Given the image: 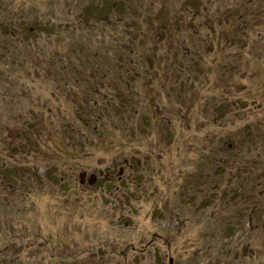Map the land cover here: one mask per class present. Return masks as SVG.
<instances>
[{
	"label": "rangeland",
	"instance_id": "1",
	"mask_svg": "<svg viewBox=\"0 0 264 264\" xmlns=\"http://www.w3.org/2000/svg\"><path fill=\"white\" fill-rule=\"evenodd\" d=\"M0 264H264V0H0Z\"/></svg>",
	"mask_w": 264,
	"mask_h": 264
},
{
	"label": "water",
	"instance_id": "2",
	"mask_svg": "<svg viewBox=\"0 0 264 264\" xmlns=\"http://www.w3.org/2000/svg\"><path fill=\"white\" fill-rule=\"evenodd\" d=\"M95 178L97 179V177L95 176Z\"/></svg>",
	"mask_w": 264,
	"mask_h": 264
}]
</instances>
